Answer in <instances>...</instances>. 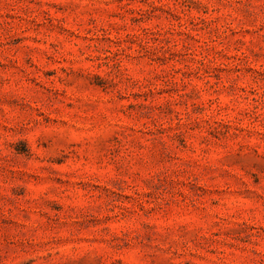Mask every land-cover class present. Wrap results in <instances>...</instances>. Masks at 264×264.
I'll use <instances>...</instances> for the list:
<instances>
[{
    "label": "rangeland",
    "instance_id": "374dc122",
    "mask_svg": "<svg viewBox=\"0 0 264 264\" xmlns=\"http://www.w3.org/2000/svg\"><path fill=\"white\" fill-rule=\"evenodd\" d=\"M0 264H264V0H0Z\"/></svg>",
    "mask_w": 264,
    "mask_h": 264
}]
</instances>
